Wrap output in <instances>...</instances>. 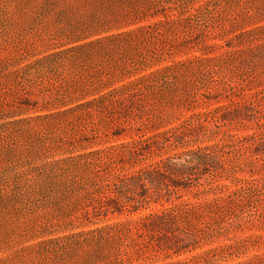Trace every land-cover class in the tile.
<instances>
[{"label":"rangeland","instance_id":"obj_1","mask_svg":"<svg viewBox=\"0 0 264 264\" xmlns=\"http://www.w3.org/2000/svg\"><path fill=\"white\" fill-rule=\"evenodd\" d=\"M64 18L107 19L111 29L72 44L57 35L69 32ZM82 44L54 67L36 63ZM118 88L132 105L101 111L95 99ZM193 114L202 127L189 148L145 151L105 171L206 148L196 187L137 211L82 216L72 159L105 150L113 163L112 146ZM185 200L200 207L176 212V252L140 228ZM0 264H264V0H0Z\"/></svg>","mask_w":264,"mask_h":264},{"label":"trees","instance_id":"obj_2","mask_svg":"<svg viewBox=\"0 0 264 264\" xmlns=\"http://www.w3.org/2000/svg\"><path fill=\"white\" fill-rule=\"evenodd\" d=\"M175 10L176 7L173 11ZM144 18L142 16L134 19L133 22L122 23L118 28L136 25L141 23ZM62 20L65 27L69 29V32L63 29L62 33L57 35L63 37L64 34H67V38L72 44L79 43L83 40L82 35L85 31L98 33L111 29L109 27L111 21L107 19L82 20L81 18L73 21L64 18ZM142 29H145V26L138 27L135 31ZM133 32L134 30L124 33ZM85 47L82 44L70 47L61 52L57 51L50 57L46 56L36 61V63L41 67H45V69H49V64L54 67L61 60L68 61L73 57L75 52ZM154 73L151 74L153 75ZM126 92L127 90H119L118 88V90L115 89L102 94L95 101H98V103L102 102L100 105L105 106L104 110L101 111H105L108 114H117V111L125 107L127 108L129 104L132 105V101L127 102L129 95L127 96ZM198 117V114H193L172 130L156 133L151 136H138L137 139H132L130 142L112 146L111 150H115L119 157L118 160H113V163L108 162V159L111 160V155L109 157L103 155L105 150L82 153L72 159L75 161L76 171L81 170L83 172L78 177L76 183L78 190L83 196L82 216L88 220L101 216L107 217L109 214L120 213L122 211L121 209L125 208V206L131 207L132 211H137L140 208L148 206L150 202L157 204L163 199H165V202L171 201L172 196L175 195V191L186 190L188 184L196 187L197 174L194 171L199 167L206 166L212 157L210 153H207L208 149L206 148L183 150L130 174L119 175L105 170L109 169L116 162L119 163L122 160L124 162L126 158L132 159L145 151L159 152L165 148H177L185 145L189 148L190 138L202 127L201 124H194ZM120 134L117 133V136H120ZM192 177L195 179L191 182ZM139 191L140 193L145 192V194L139 195ZM201 194H208V192L201 191L200 193H196L198 196ZM123 200L124 202H122ZM221 201V199L215 198L207 203L205 202V205L212 211L220 207ZM199 207L200 202L198 201H181L169 212H155L144 217L141 219L142 225L140 228L144 229L145 232L149 231L148 234L150 232H158L159 236L162 237V241H168L165 244L169 247V250L176 252L178 250V242L175 241V239H178L174 234L178 215L176 212L182 209L183 211L180 212L191 216L190 212ZM139 233L141 232H136L137 235Z\"/></svg>","mask_w":264,"mask_h":264}]
</instances>
